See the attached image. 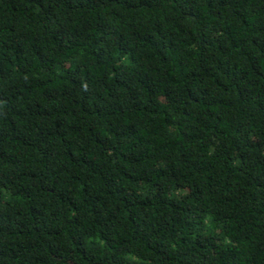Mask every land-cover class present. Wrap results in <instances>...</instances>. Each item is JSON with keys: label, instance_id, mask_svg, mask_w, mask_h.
<instances>
[{"label": "trees", "instance_id": "16d2710c", "mask_svg": "<svg viewBox=\"0 0 264 264\" xmlns=\"http://www.w3.org/2000/svg\"><path fill=\"white\" fill-rule=\"evenodd\" d=\"M0 264H264V0H0Z\"/></svg>", "mask_w": 264, "mask_h": 264}]
</instances>
